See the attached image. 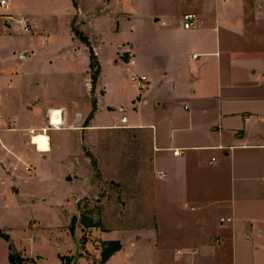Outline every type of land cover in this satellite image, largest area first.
<instances>
[{
  "label": "crops",
  "instance_id": "obj_1",
  "mask_svg": "<svg viewBox=\"0 0 264 264\" xmlns=\"http://www.w3.org/2000/svg\"><path fill=\"white\" fill-rule=\"evenodd\" d=\"M8 3V10L0 7V264L17 263L10 258L14 255L10 241L21 224L18 187L28 180L21 176V167L32 172L28 167L31 154L47 159L55 136L69 135L50 124L52 110H62L64 122L73 117L76 125L82 119L77 112L85 105L74 97L49 96L46 86L31 83L37 76H48L43 69L58 54H35L32 44L36 36L29 35L32 20L10 13ZM75 3L83 12L78 0ZM102 8L97 10L99 15ZM186 13L196 15L195 28L184 29ZM183 16L178 24L183 33L180 37L166 28L162 17L154 20L165 41L160 45L158 86L163 92L156 103L155 123L129 125L128 119L125 123L121 119L94 124L108 133L122 124L121 130L146 140L142 160L148 163L128 166L134 176L125 181L128 195L122 201L139 204L137 209L145 202L154 204L153 215H140L130 224L90 228L99 230L94 231L99 247L86 240L78 264H99L106 242H119L122 249L105 264H264V63L250 54L251 49L262 50L264 33L254 36L247 25L235 28L227 18L223 22L199 8L185 11ZM24 19L29 32L23 29ZM73 22L68 30L71 41L65 44L67 60L72 62L69 74L73 83L81 78L89 89L91 67L87 71L90 79L85 80L75 63L84 52L91 65L90 49L72 31ZM84 24L78 22L82 31ZM237 32L242 34L241 49L237 42L223 38L224 33ZM88 37L100 64L97 45ZM49 41L45 39L44 44ZM138 79L131 78L139 87L148 80L145 77L139 83ZM98 112L101 110L95 119ZM41 133L49 136V152H40L33 144L34 134ZM174 151L180 154L175 156ZM68 156L65 161L75 165ZM74 168L76 171V165ZM110 183L117 188L115 180ZM85 193L86 189L76 199L77 212ZM111 233L120 237L105 239ZM32 242L37 244L38 239L34 237ZM11 244L19 256L21 245ZM23 256L19 258L23 264L35 263ZM74 257L72 249L61 264H72Z\"/></svg>",
  "mask_w": 264,
  "mask_h": 264
},
{
  "label": "rangeland",
  "instance_id": "obj_2",
  "mask_svg": "<svg viewBox=\"0 0 264 264\" xmlns=\"http://www.w3.org/2000/svg\"><path fill=\"white\" fill-rule=\"evenodd\" d=\"M9 2L12 5L10 13H19L32 20L33 29L29 35L36 36L32 44L35 54L46 51L58 54V57H51L50 65L43 69L48 76H37L31 83L46 86L49 96L85 101L77 112L82 114V119L76 125L72 122L73 117L71 121L64 122L62 110L51 111L50 124L70 135H66L68 140L65 136H55L57 140L51 152L47 133L34 134L33 144L40 152H49L48 158L43 159L38 153L31 154L28 167L32 172L21 167V176L28 180L18 187L22 203L21 224L15 238L10 241L11 252L12 241L21 245L20 255L10 256L16 262L24 255L34 259V264H61L62 257L70 255L72 249L76 253L72 226L74 218L78 219L76 199L83 190L86 189V193L79 204L81 210L88 212L94 222H99L100 229L116 223L130 224L146 213L153 215L154 204L145 202L142 208L137 209L139 204H124L122 201L128 195L125 181L134 176L128 166L148 163L142 160L147 152L146 140L137 135L138 140L121 130L122 124H118L113 133L100 130L94 124L121 122L124 116L129 125L155 123L156 103L163 92L158 86L162 62L160 45L165 41L161 40L164 32L157 29L154 20L162 17L167 23L166 28H172L174 35L180 37L183 33L178 24L182 23L183 12L199 8L208 16L217 15L221 21L227 18L226 22L235 28L242 29L245 24L248 33L258 36L264 33V0H78L83 12L77 9L74 0ZM102 6L99 15L97 10ZM249 9L253 11L249 12ZM72 19V31L80 41L88 42L90 54L94 50L88 35L90 41L97 45L101 76L95 85L91 78L89 89L81 78L73 83V75L69 74L72 73V62L67 60L65 44L71 41L68 30ZM84 21L82 31L78 22L83 25ZM242 32L246 34L244 30ZM237 33H224L223 38L237 42L241 49L242 34ZM45 39L50 40L47 46ZM250 54L264 63V46L262 50L251 49ZM86 56L81 52L75 63H78L76 67L85 80L90 79L87 73L90 62ZM143 76L148 79L143 87L131 80L132 77ZM98 109L101 112L95 119ZM67 153V159L76 165V171L75 165L65 161ZM111 180L117 182V188L111 185ZM133 207H136L135 211ZM94 231L99 230L79 225L77 232L82 252L84 240H91L95 248L99 247ZM34 237L38 239L37 244L32 242ZM119 237V234H112L105 239Z\"/></svg>",
  "mask_w": 264,
  "mask_h": 264
},
{
  "label": "trees",
  "instance_id": "obj_3",
  "mask_svg": "<svg viewBox=\"0 0 264 264\" xmlns=\"http://www.w3.org/2000/svg\"><path fill=\"white\" fill-rule=\"evenodd\" d=\"M74 2H75V0H74ZM81 40H83V38ZM84 40H87V39L84 38ZM84 43H86V45L89 46L87 41ZM90 67H91V71H92V82L95 85L98 78H99L101 67L97 61L95 54L92 51H91V65H90ZM78 209L80 210V212L82 214L81 215V224L83 226H85L87 228H99L100 227V223L94 222L93 219L88 215V212L84 213L81 210L80 205H78ZM77 220L78 219H76V218H74V220H73V223H74L72 226L73 233H74L75 228H76ZM85 242H86V240H84L83 244H85ZM121 249H122V245L119 242H106V243H104L103 251H102V259H101L99 264H105L113 254L120 251ZM70 261L71 260H69V262ZM16 264H22V262L20 260H18Z\"/></svg>",
  "mask_w": 264,
  "mask_h": 264
},
{
  "label": "built area",
  "instance_id": "obj_4",
  "mask_svg": "<svg viewBox=\"0 0 264 264\" xmlns=\"http://www.w3.org/2000/svg\"><path fill=\"white\" fill-rule=\"evenodd\" d=\"M0 7L4 8L5 10H8L10 8V4L8 3L7 0H1L0 1ZM196 22H197V19H196V15L194 13L184 14V16H183V27L185 30H190V29L195 28ZM22 23H23L24 31L29 32L31 30V28H30V25L28 23V20L24 19L22 21ZM134 80H137V79L134 78ZM141 80L144 81L146 79H145V77H141V79H138L139 83ZM126 121H127V118L124 116L122 118V122L125 123ZM179 154H180L179 151H174L175 156H178Z\"/></svg>",
  "mask_w": 264,
  "mask_h": 264
},
{
  "label": "water",
  "instance_id": "obj_5",
  "mask_svg": "<svg viewBox=\"0 0 264 264\" xmlns=\"http://www.w3.org/2000/svg\"><path fill=\"white\" fill-rule=\"evenodd\" d=\"M112 110V109H110ZM114 184V182H113ZM81 212L79 211L78 212V220H77V223H76V228H75V231H74V237H75V244H76V253H75V257H74V260H73V263L72 264H78V260L80 258V255H81V244H80V241L77 237V229L79 227V225L81 224ZM14 255H16L18 252L15 248V246L13 245V252H12Z\"/></svg>",
  "mask_w": 264,
  "mask_h": 264
},
{
  "label": "bare ground",
  "instance_id": "obj_6",
  "mask_svg": "<svg viewBox=\"0 0 264 264\" xmlns=\"http://www.w3.org/2000/svg\"><path fill=\"white\" fill-rule=\"evenodd\" d=\"M37 147V146H36Z\"/></svg>",
  "mask_w": 264,
  "mask_h": 264
}]
</instances>
